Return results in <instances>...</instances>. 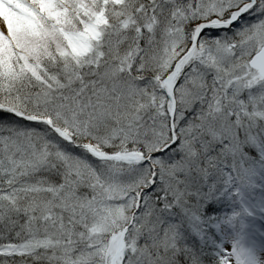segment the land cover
<instances>
[{
  "label": "snow or ice",
  "instance_id": "obj_1",
  "mask_svg": "<svg viewBox=\"0 0 264 264\" xmlns=\"http://www.w3.org/2000/svg\"><path fill=\"white\" fill-rule=\"evenodd\" d=\"M0 264H264V0H0Z\"/></svg>",
  "mask_w": 264,
  "mask_h": 264
}]
</instances>
